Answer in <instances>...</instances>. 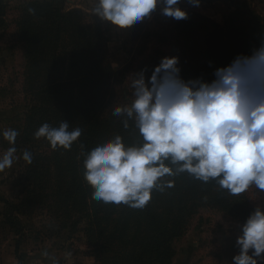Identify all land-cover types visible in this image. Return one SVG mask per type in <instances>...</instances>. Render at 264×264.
Returning a JSON list of instances; mask_svg holds the SVG:
<instances>
[{
	"label": "trees",
	"instance_id": "16d2710c",
	"mask_svg": "<svg viewBox=\"0 0 264 264\" xmlns=\"http://www.w3.org/2000/svg\"><path fill=\"white\" fill-rule=\"evenodd\" d=\"M29 8L35 15L28 14ZM183 11L186 20L166 18L158 32L147 33L167 44L170 52L154 51L147 56L137 73L144 74L145 83L163 58L172 57L178 59L181 80L211 83L217 69L230 66L238 56H251L264 44V17L237 12L217 23ZM3 14L0 0L1 18ZM17 26L26 49V91L32 104L15 143L31 154L32 164L24 163L18 202L0 197V227L18 237L14 252L20 264L24 226L19 216L38 209H47L70 232L83 225L81 231L95 264H172V243L184 235L199 208L215 207L240 219L252 213L243 194L230 196L214 183L204 184L186 174L175 178L173 188L153 191L143 210L112 209L92 201V190L83 179L84 156L79 146L84 145L86 154L115 138L127 150L140 139L131 125L127 133L122 132V121L112 111L105 112L123 72L112 67L99 21L88 20L79 10L65 9L60 0L27 4ZM64 121L69 131H82L71 150L52 151L43 138L34 139L43 124L58 127ZM43 148L48 153L39 152Z\"/></svg>",
	"mask_w": 264,
	"mask_h": 264
},
{
	"label": "clouds",
	"instance_id": "9594fccd",
	"mask_svg": "<svg viewBox=\"0 0 264 264\" xmlns=\"http://www.w3.org/2000/svg\"><path fill=\"white\" fill-rule=\"evenodd\" d=\"M180 0H95L90 14L119 30L146 23L159 10L161 21L186 20ZM199 7V0H188ZM29 15H35L29 8ZM176 57L163 58L147 83L143 73L133 78L126 110L111 115L139 137L130 149L119 139L86 154L80 145L83 179L91 188V200L112 209L127 206L143 210L153 191L174 187L186 174L204 184L214 183L222 192L237 197L249 190L264 192V44L251 56H238L230 66L217 69L211 83L180 79ZM80 128L45 123L34 133L52 151L71 150ZM18 132L5 130L10 146L0 156V173L18 159L14 147ZM26 165L32 156L19 157ZM236 239L239 254L232 264H264V212L256 208L240 227Z\"/></svg>",
	"mask_w": 264,
	"mask_h": 264
},
{
	"label": "rangeland",
	"instance_id": "374dc122",
	"mask_svg": "<svg viewBox=\"0 0 264 264\" xmlns=\"http://www.w3.org/2000/svg\"><path fill=\"white\" fill-rule=\"evenodd\" d=\"M48 1L2 0L4 14L0 17L3 20L0 27V156L10 147L3 140L2 133L5 130H14L20 134L32 104L26 91V49L18 33V20L27 4ZM60 1L65 9L79 10L87 14L88 20L95 19L104 28L112 67L123 72L115 87V96L105 112L126 110L129 107L127 98L130 96L133 78L138 76V68L143 61L154 51L170 52L167 44L160 39L147 36L148 32H158L164 24L159 18V10L138 27L119 30L91 16L90 10L95 0ZM177 7L182 11L202 14L217 23H222L237 12H250L264 17V0H217L215 3L214 0H199V7L189 6L180 0ZM14 147L18 159L11 169L0 173V197L16 203L22 190L25 165L19 159L23 148L17 143ZM39 152L48 153V150L43 148ZM243 195L249 208L253 211L260 208L264 212V192L249 190ZM2 209L3 204L0 202V212ZM250 214L240 219L215 207L199 208L191 218L184 235L173 241L174 256L171 263L232 264V258L239 254L235 242L241 234L240 227ZM19 220L24 226L19 246L21 264H95L92 250L86 244L81 231L83 225L76 232H70L69 228L60 227L59 220L52 217L47 209H38L29 216H19ZM17 239L7 228L0 227V264H20L14 252Z\"/></svg>",
	"mask_w": 264,
	"mask_h": 264
},
{
	"label": "water",
	"instance_id": "95a60500",
	"mask_svg": "<svg viewBox=\"0 0 264 264\" xmlns=\"http://www.w3.org/2000/svg\"><path fill=\"white\" fill-rule=\"evenodd\" d=\"M183 2L189 6H191L189 3H188V0H183Z\"/></svg>",
	"mask_w": 264,
	"mask_h": 264
},
{
	"label": "crops",
	"instance_id": "0c3cea01",
	"mask_svg": "<svg viewBox=\"0 0 264 264\" xmlns=\"http://www.w3.org/2000/svg\"><path fill=\"white\" fill-rule=\"evenodd\" d=\"M217 0H214V3L216 2ZM192 6V5H191ZM216 18V16H214V19Z\"/></svg>",
	"mask_w": 264,
	"mask_h": 264
}]
</instances>
